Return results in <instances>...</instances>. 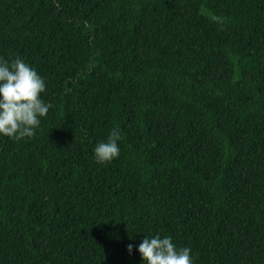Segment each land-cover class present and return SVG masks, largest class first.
<instances>
[{"label":"trees","instance_id":"1","mask_svg":"<svg viewBox=\"0 0 264 264\" xmlns=\"http://www.w3.org/2000/svg\"><path fill=\"white\" fill-rule=\"evenodd\" d=\"M17 57L52 107L0 134V264H264V0H0Z\"/></svg>","mask_w":264,"mask_h":264},{"label":"clouds","instance_id":"2","mask_svg":"<svg viewBox=\"0 0 264 264\" xmlns=\"http://www.w3.org/2000/svg\"><path fill=\"white\" fill-rule=\"evenodd\" d=\"M45 82L23 59H0V134L20 140L35 135L40 118L47 116L51 104L41 99ZM120 131L113 129L106 142L94 148L100 163L118 157ZM133 245H128L132 252ZM144 264H192L191 249L177 248L171 236L145 237L138 247Z\"/></svg>","mask_w":264,"mask_h":264}]
</instances>
